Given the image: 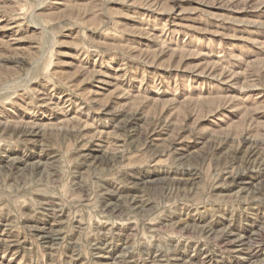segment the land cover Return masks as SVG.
Returning <instances> with one entry per match:
<instances>
[{
    "label": "rangeland",
    "instance_id": "1",
    "mask_svg": "<svg viewBox=\"0 0 264 264\" xmlns=\"http://www.w3.org/2000/svg\"><path fill=\"white\" fill-rule=\"evenodd\" d=\"M0 264H264V0H0Z\"/></svg>",
    "mask_w": 264,
    "mask_h": 264
}]
</instances>
